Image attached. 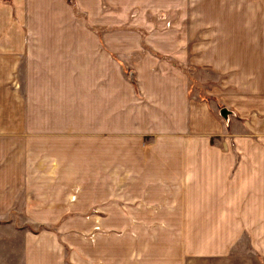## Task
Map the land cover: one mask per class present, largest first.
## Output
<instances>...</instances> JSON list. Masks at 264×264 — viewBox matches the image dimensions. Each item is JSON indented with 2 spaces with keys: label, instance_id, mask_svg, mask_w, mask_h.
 Returning a JSON list of instances; mask_svg holds the SVG:
<instances>
[{
  "label": "crops",
  "instance_id": "obj_1",
  "mask_svg": "<svg viewBox=\"0 0 264 264\" xmlns=\"http://www.w3.org/2000/svg\"><path fill=\"white\" fill-rule=\"evenodd\" d=\"M2 61L0 129L19 109L25 132L0 140L30 145L0 161V214L52 228H24L0 264H264V0H0ZM114 135L136 150L90 151L82 172L72 147ZM84 199L108 227L150 202L176 215L152 238L77 248Z\"/></svg>",
  "mask_w": 264,
  "mask_h": 264
},
{
  "label": "rangeland",
  "instance_id": "obj_2",
  "mask_svg": "<svg viewBox=\"0 0 264 264\" xmlns=\"http://www.w3.org/2000/svg\"><path fill=\"white\" fill-rule=\"evenodd\" d=\"M2 62L0 63V109L2 107H8V104L10 101L9 94L11 93L10 92L11 88L5 89L3 87L2 81L6 80L7 76L9 75V69H8L9 66L4 65L5 61H2ZM186 70L192 76L193 87L199 88L200 84H201V79H202L201 73L193 71L189 67H187ZM133 78H134L133 74H131V79L133 80ZM20 84H21V82H20ZM4 90H5V92H4ZM197 94L200 97H204V91L203 90L202 91L196 90V92H194V95H197ZM20 103H21V101H20ZM10 106H12V105H10ZM13 116H14V113H11V114L8 113L7 118L5 120H8V122H9V120L14 121L15 118H13ZM227 117H228V115H227ZM0 120L3 121L1 112H0ZM17 123L20 125L19 126L17 125L16 128L14 125H12L9 128L4 127V129H0V138H3L4 136L6 137V135L13 134L14 132H18V133L25 132L24 128L22 127L23 122H22L21 112L19 111V109L17 112ZM1 141L2 140H0V155L2 156V158L0 161L7 160L9 153L17 152V154H19L22 149H24L26 146L30 145V143L28 142L25 145L17 143L15 146L14 145L9 146L8 142H6L4 140L2 142ZM148 143L149 142L141 143L139 145V147H141V148L148 147L149 146ZM134 145L135 146H133L132 149L136 150L137 145L136 144H134ZM78 147L80 148L81 159H79L78 161L76 160V162L79 163L78 168H80V170L82 172H83V170L89 168L87 157H88V154L90 153V151H91V153H94V150H95L96 155L99 158L100 155L105 152L106 148L107 149L111 148L114 158H118V156L121 152L132 150L124 144V141L121 139L120 135H114L113 136L111 145H109V144L105 145L104 141L101 144L90 145V143L88 141V137L84 136L81 138L80 146H73L72 148L76 149ZM118 161H119V159L113 160V171H114V173L118 171L119 165L121 164V163H118ZM94 164L96 165L98 172H102L104 170V162L103 161L98 159L96 162L94 161ZM99 170H101V171H99ZM80 179L82 182H81L80 186L79 185L77 186V188L87 190L88 189L87 177H80ZM117 179H119V178H117ZM114 181H115V177H114ZM103 188L104 187L102 185L100 188H97V189L103 190ZM85 196H87V193H85ZM161 202L163 203V201H161ZM161 202H157L154 204L152 202H150L145 206V208H139V209L138 208H129L128 211L130 212V215L132 217V219H130L129 223L125 222L124 224H122V223L118 222V223L113 224L111 227H108V226L104 225L102 222V217L104 216V211L99 210L97 208H90V206L88 205V199H87L81 203L80 210H77V211H79V215H81V219H80L81 223L75 224L76 225L75 228H72V226H70L68 228V231H72V235H74L76 237H80V240L84 241L82 244H80V246L76 245L77 248H84V249L88 248L91 243H92L91 245L94 246L93 243L96 242L98 235L103 236V237L107 236L109 238L111 237V238H113L114 242H116L117 244H119V242H118V241H120L119 239L124 235H130V236L136 237V233L138 232V230H139V232L140 231L142 232L141 239L152 238L153 234L162 233L168 228V225L163 224L164 223L163 219L169 217V211L172 212L170 215H172L173 213H174V215H176L175 210H171L169 208H162L159 205ZM113 203L115 205L116 201H114ZM114 211L117 212L118 215L120 214L119 209H114ZM7 213H9V214H7ZM13 213H16V212L13 211ZM17 214L20 215L19 212ZM17 219L19 220L20 218L18 217ZM117 219H118V221H120V216L118 218H114V220H117ZM136 219H140V224L137 225L134 222V221H136ZM158 219L160 220L161 223L158 222ZM14 220H15V218L12 214H10V210H6L5 215L0 214V247L3 246L4 243H7L9 245V248L11 249V251L15 252V259L18 260L20 258V252H21V248H22L21 242H22V232H23L24 228L28 227V229L38 231L40 229H43V230L44 229L45 230L51 229L52 226H36V225L32 226V225L17 224L18 230L16 231L15 227L11 226L13 224L7 225V223H9V221H14ZM90 221L91 222L96 221V224H93L94 226H90V224H89ZM19 230H22V231H19ZM6 236H8L7 240H5ZM246 248H247V241H246V239H244L234 249H235V252H242Z\"/></svg>",
  "mask_w": 264,
  "mask_h": 264
},
{
  "label": "water",
  "instance_id": "obj_3",
  "mask_svg": "<svg viewBox=\"0 0 264 264\" xmlns=\"http://www.w3.org/2000/svg\"><path fill=\"white\" fill-rule=\"evenodd\" d=\"M228 113H229V111H228L226 108L222 109L221 114H222L224 117H227Z\"/></svg>",
  "mask_w": 264,
  "mask_h": 264
}]
</instances>
